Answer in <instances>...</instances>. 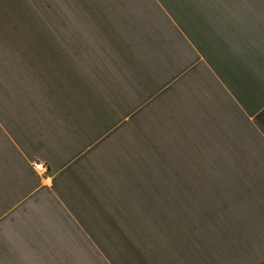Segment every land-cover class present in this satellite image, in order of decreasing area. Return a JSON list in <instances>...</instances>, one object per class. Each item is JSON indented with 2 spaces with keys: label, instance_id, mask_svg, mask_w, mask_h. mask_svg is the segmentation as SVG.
<instances>
[{
  "label": "crops",
  "instance_id": "0c3cea01",
  "mask_svg": "<svg viewBox=\"0 0 264 264\" xmlns=\"http://www.w3.org/2000/svg\"><path fill=\"white\" fill-rule=\"evenodd\" d=\"M0 264H264V0H0Z\"/></svg>",
  "mask_w": 264,
  "mask_h": 264
},
{
  "label": "rangeland",
  "instance_id": "374dc122",
  "mask_svg": "<svg viewBox=\"0 0 264 264\" xmlns=\"http://www.w3.org/2000/svg\"><path fill=\"white\" fill-rule=\"evenodd\" d=\"M34 59H46L45 58V54H44V49L42 47H36L35 49V58ZM132 178V177H131ZM134 183L136 181H138L139 177L137 176H134V178H132ZM116 195H120V197L122 199H132L133 198V190H131L130 192V195L127 193V191H123L122 189L121 190H118L116 191ZM123 208H117V211H121L122 212Z\"/></svg>",
  "mask_w": 264,
  "mask_h": 264
},
{
  "label": "built area",
  "instance_id": "2783aa9c",
  "mask_svg": "<svg viewBox=\"0 0 264 264\" xmlns=\"http://www.w3.org/2000/svg\"><path fill=\"white\" fill-rule=\"evenodd\" d=\"M30 166L37 174H43L46 171V166L37 161H32Z\"/></svg>",
  "mask_w": 264,
  "mask_h": 264
}]
</instances>
